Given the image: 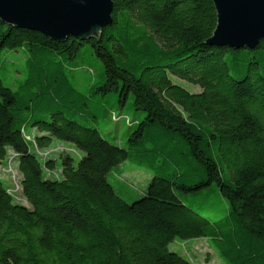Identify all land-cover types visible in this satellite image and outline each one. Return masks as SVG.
I'll use <instances>...</instances> for the list:
<instances>
[{"label":"trees","instance_id":"trees-1","mask_svg":"<svg viewBox=\"0 0 264 264\" xmlns=\"http://www.w3.org/2000/svg\"><path fill=\"white\" fill-rule=\"evenodd\" d=\"M111 19L65 41L0 21V56L23 53L15 83L0 76V161L16 154L25 200L0 177V264H194L169 248L177 238L209 240L224 264H264V40L208 44L212 0H112ZM90 59L101 78L84 92L73 70ZM108 93L117 109L143 112L110 110L109 121L128 117L114 121L128 125L121 139L92 110V96ZM26 134L77 154L44 160ZM126 160L152 174L132 202L108 180ZM206 187L226 202L216 219L177 193Z\"/></svg>","mask_w":264,"mask_h":264},{"label":"water","instance_id":"water-1","mask_svg":"<svg viewBox=\"0 0 264 264\" xmlns=\"http://www.w3.org/2000/svg\"><path fill=\"white\" fill-rule=\"evenodd\" d=\"M216 26L207 43L253 48L264 40V0H212ZM112 0H0V21L56 40L88 39L111 23Z\"/></svg>","mask_w":264,"mask_h":264},{"label":"rangeland","instance_id":"rangeland-1","mask_svg":"<svg viewBox=\"0 0 264 264\" xmlns=\"http://www.w3.org/2000/svg\"><path fill=\"white\" fill-rule=\"evenodd\" d=\"M0 61V76L4 83H15L19 74L12 70L23 65L22 51L4 50L0 56ZM86 66L91 67L92 72L87 73ZM100 78L101 63L98 60L90 59L86 63H80L78 66L74 67V83L78 89L84 92H87L90 85L94 81L100 80ZM179 81V83L187 89L190 88L194 91L199 90L195 85L182 80ZM92 100V110L100 118L99 125L104 128V131H112L120 139L125 133L128 125L124 121H120L119 123L109 121L107 114L110 110L115 109L117 113L122 111L126 113L131 120L139 119L143 116L142 111H134L127 106H124L121 110L117 109L115 107L114 93H108L103 96L95 94L92 96ZM56 144L67 145V143L57 139H53L50 145L54 147ZM151 177L152 174L149 170L126 160L110 171L108 180L116 187L118 193L122 197L128 202H132L134 199L141 197L142 191L146 190ZM177 193L182 201L210 219H216L225 212L226 202L219 191L214 187H206L197 193ZM195 243L196 245L193 247ZM169 248L184 255L188 254V256L192 258L194 264H223L221 263L223 260L213 249L209 240L205 238H199L197 240H182L177 238L169 245Z\"/></svg>","mask_w":264,"mask_h":264},{"label":"built area","instance_id":"built-area-1","mask_svg":"<svg viewBox=\"0 0 264 264\" xmlns=\"http://www.w3.org/2000/svg\"><path fill=\"white\" fill-rule=\"evenodd\" d=\"M112 119L118 121L119 119H125L128 122L127 116H118L116 113L112 114ZM26 140L30 141L32 149L37 153L42 159L46 158H55L56 155L60 153H72L77 154L76 150L68 145L56 144L54 147L48 146L44 149H40L34 140L33 134H26ZM16 154L13 151H9L6 158L3 161H0V177L4 179L9 184L10 194L19 201L25 202V200L20 196L21 192V183H20V173L17 169V163L14 160ZM60 169L47 170V174L58 178ZM188 256V254H186ZM189 257V256H188Z\"/></svg>","mask_w":264,"mask_h":264},{"label":"crops","instance_id":"crops-1","mask_svg":"<svg viewBox=\"0 0 264 264\" xmlns=\"http://www.w3.org/2000/svg\"><path fill=\"white\" fill-rule=\"evenodd\" d=\"M197 239H199V238H196L195 240H197ZM195 245H196V243L194 244V246L193 247H195ZM221 263H223V262H221ZM224 264V263H223Z\"/></svg>","mask_w":264,"mask_h":264}]
</instances>
